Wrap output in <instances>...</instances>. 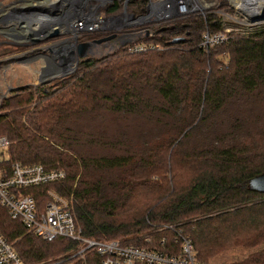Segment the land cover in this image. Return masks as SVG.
Listing matches in <instances>:
<instances>
[{"label": "trees", "instance_id": "16d2710c", "mask_svg": "<svg viewBox=\"0 0 264 264\" xmlns=\"http://www.w3.org/2000/svg\"><path fill=\"white\" fill-rule=\"evenodd\" d=\"M145 4L129 0L127 10ZM120 10L114 0L105 11ZM221 28L214 10L173 17L139 39L153 47L122 44L79 57L54 84L19 86L4 97L0 132L11 141L9 159L66 172L31 188L37 198L47 199L49 188L71 196L87 237L169 251L180 229L204 263L238 246L250 250L227 264H264V192L247 186L264 170V22L200 44L204 31ZM108 115L116 126L101 131ZM118 167L131 171L115 186L117 202L106 195L115 181L105 172ZM0 231L24 264L101 263L93 248L72 255L78 239L39 238L1 207Z\"/></svg>", "mask_w": 264, "mask_h": 264}, {"label": "built area", "instance_id": "2783aa9c", "mask_svg": "<svg viewBox=\"0 0 264 264\" xmlns=\"http://www.w3.org/2000/svg\"><path fill=\"white\" fill-rule=\"evenodd\" d=\"M23 1L25 0H10L7 7L0 9V20L7 14L5 10L18 13L17 11L28 6H31L33 11L34 6L40 7L31 0H29L30 4H24ZM113 1L46 0L47 5L40 7V11H43L40 14L48 18L50 23L48 27H57L60 31L68 28L74 31V37L102 30L104 36L92 38V42L103 43L107 37L114 38L118 30H127L122 33L127 34L125 40L122 41L119 35L117 36V39L121 40L118 47L129 44L131 51L154 46L139 39L150 36L155 25L191 13L204 15L207 11L214 10L220 16L222 28L214 32L204 31L202 35L200 44L205 47L227 41L232 31L247 33L254 26L264 22L249 18L248 12L252 10L248 6V0H242V4L238 6L232 0L235 7L245 15L232 14L234 5L231 3L229 5L231 0H226L227 7L214 6L218 4L217 0L206 6L202 5V1L205 0H146L144 9L136 5L132 10H127L129 0H117L121 10L113 14L106 13L107 5ZM138 20H141L139 27L129 31ZM76 47L77 45L74 46L75 49ZM8 144L7 136L0 135V146L7 148ZM65 177L64 169L46 168L41 162L11 161L9 157L0 159V207L5 209L11 219H17L26 232L39 238L48 241L58 237L78 239V247L72 255L78 254L83 257L87 249L93 248L102 255L100 264H207L197 258L190 236L180 229H176L175 239L170 245L172 250L169 251L130 244L122 245L118 239L100 240L82 235L80 227L76 226L74 220L71 196H64L49 188L47 199L42 201L31 190ZM161 228L174 229V224H165ZM165 238L161 237L160 241L163 242ZM0 264H24L12 242L1 231Z\"/></svg>", "mask_w": 264, "mask_h": 264}, {"label": "rangeland", "instance_id": "374dc122", "mask_svg": "<svg viewBox=\"0 0 264 264\" xmlns=\"http://www.w3.org/2000/svg\"><path fill=\"white\" fill-rule=\"evenodd\" d=\"M31 1L35 2L40 7H46L47 5L45 3L40 5V2L37 0H31ZM212 1L213 0L202 1V5H205V6L209 5L212 3ZM9 2L10 0H0V9L7 7V4ZM22 3L30 4L29 0L28 1L25 0ZM230 3L231 5H234V7H232V10H233L232 14L242 13L245 15L243 11H240L235 7V4L232 2V0L229 2V5ZM259 3H260V0H251L250 4H253V5L249 6L250 9L253 12H255V10L260 11L258 7ZM255 5L257 7H255ZM28 7L32 8L31 6H28ZM34 7H35L33 11L34 15L37 14V16L39 15L41 16L40 13H42L43 11H40V7H36V6ZM5 11L8 12L9 10H5ZM20 15L21 13H12V14L4 16L3 17L4 19H1V20H6V21L3 22L0 20V102L7 95H11V93H14V89L18 88L19 86H26V85L36 86V85L44 84L45 81H51V80L52 82H49L46 85L54 84L58 78L68 75L76 69L77 63L74 66V62L75 61L78 62L79 57L86 56V55L99 57V56L105 55L107 53L115 51V49L118 48V45L120 44L121 40L123 41L127 38V34H122V33H125L127 30H118L117 34L114 35L115 36L114 38L109 39L110 37H107L106 41L103 43L102 42H92L91 41L92 38H95V36H98V37L104 36V32L101 30V31H95V32L88 33V34L84 33L82 35L75 36L76 37L75 38L74 31L66 28L63 31H60L59 35L56 37L45 39V40L41 39V41L32 43V40L29 39L28 37L30 35L31 36L36 35V33L34 32L38 30L28 29V31L25 34L17 31L20 34H18L19 36L16 38L5 33V32H10L11 34L14 33L12 29L8 30L6 27H10L11 25H13L14 27L18 28L20 25V20H18L17 17ZM30 15L31 14L28 13V16ZM10 17L15 18V19L9 20ZM32 21H33L32 23L34 24V19H32ZM140 23H141V20L136 21V23L132 25L133 29L129 31H133L135 27L138 28ZM45 24L40 28V29H43V28L44 29L42 31H39L37 36H40L39 34L44 35L45 32H47V30H51L49 28H52V27H48V25L50 24L49 21L45 22ZM118 35L121 40L117 39ZM62 39H66V40L62 42L61 41ZM80 41H83L85 43V50L83 54L79 55L77 54L76 51H74V57L73 58L69 57L66 60L67 62L66 69L68 67L70 69L71 67H73V69L64 75L51 77L52 74H59L60 72L59 67L61 66V64H59V62L57 61V59L59 60L60 58L58 54L62 53L63 55L68 57L69 54L71 53L67 45L76 46L77 43ZM41 67L43 68L42 70H41ZM41 75H42V79L44 80H39V77ZM29 80H31V82ZM1 111L2 110L0 109V112ZM23 116H25V114ZM115 126H116L115 120H111V117L108 115L105 121L102 122V125L99 126V129L101 131H104V130H108L111 128H115ZM0 135H5V134L0 132ZM8 140H9V144L7 145V148L5 146H0V159H7L9 157V145L11 141L9 138ZM95 149H100V148H95ZM95 149L93 148L91 149V151H95ZM130 171H131L130 167L128 168L118 167V168H115L114 170L112 169L110 171H106L105 178L109 179L110 182L115 181V184L113 183V186H110L111 183H109V185L106 187V195L108 194V195L113 196L118 202L120 194L119 193L113 194V191L115 190L116 185L122 184V180L124 179V177H126L127 173H129ZM119 201H121V199ZM15 240L17 239H14L13 242ZM249 250L250 248L241 249L238 246L226 248L218 252L217 256H215V258L212 257L210 260L207 261V263L208 264H227L228 261H230L232 256L234 255L238 256L239 254L243 252H247ZM67 264H75V263L69 262Z\"/></svg>", "mask_w": 264, "mask_h": 264}, {"label": "water", "instance_id": "95a60500", "mask_svg": "<svg viewBox=\"0 0 264 264\" xmlns=\"http://www.w3.org/2000/svg\"><path fill=\"white\" fill-rule=\"evenodd\" d=\"M248 16L251 20H264V7L260 11H255V12L249 11ZM50 29L51 30H47V32H45L44 35L39 34L40 36H37L38 33H36V35H33V36L30 35L28 38L32 40V43H34V42L41 41V39L42 40L50 39V38H53V37H56L59 35L60 30L57 27H53ZM41 30H43V29H41ZM25 37H27V36H25ZM183 39H184L183 36H175L172 38V41H181ZM64 40H66V39H62L61 41L63 42ZM95 40H100V39H95ZM67 46L69 47L71 54H69L68 57H66L62 53L58 54V56L61 58L59 64H61L62 67L61 66L59 67V71H60L59 74H52L51 77L61 76V75L66 74L67 72L71 71L73 69V67H71V69L70 68L66 69L67 58H69V57L73 58L74 57V51H76L77 54L80 55V54H83V52L85 50V43L82 41L77 43L76 50L72 49V46H69V45H67ZM76 63H77V61L74 62V66L76 65ZM42 69L43 68L41 67V70ZM39 80H44V79H42V75L39 77ZM247 186L252 190H255L258 192H264V170L259 172V173L252 175L251 177H249L247 180Z\"/></svg>", "mask_w": 264, "mask_h": 264}, {"label": "bare ground", "instance_id": "6f19581e", "mask_svg": "<svg viewBox=\"0 0 264 264\" xmlns=\"http://www.w3.org/2000/svg\"><path fill=\"white\" fill-rule=\"evenodd\" d=\"M38 1L41 4H44L46 2V0H38ZM233 1H234V3L236 5H241L242 4V0H233ZM250 1L251 0H248V6L253 5V4H250ZM262 1L260 0V3L258 5L259 10H262L263 7H264V0H262ZM255 7H257V6L255 5ZM255 11H257V10H255ZM12 12L13 11H9V12H7L6 15L11 14ZM17 12L18 13H21V15L17 17V19L20 20V25H19L18 28L14 27L13 25H11L12 27L10 26L11 28L10 27H6L8 30H11L12 29L13 31H19V32L25 34L28 31V29H33V30H38V31H35L34 33H39V31H42L40 28L45 24V22L48 21V18L45 17L46 15H44V17H42L40 15L37 16V14L34 15L33 9L32 8H29V7L23 8V9L17 11ZM28 13H30L31 15L28 16ZM6 15H4V16H6ZM11 19H15V18H11L10 17L9 20H11ZM32 19H34V24L32 23L33 22ZM28 24H30V25L33 24V25L30 26ZM19 32H16V33L20 34ZM67 69H69V67Z\"/></svg>", "mask_w": 264, "mask_h": 264}, {"label": "flooded vegetation", "instance_id": "af4514ba", "mask_svg": "<svg viewBox=\"0 0 264 264\" xmlns=\"http://www.w3.org/2000/svg\"><path fill=\"white\" fill-rule=\"evenodd\" d=\"M16 32L17 31H14V33H12V34L10 32H5V33H7V34L11 35L12 37L16 38V37H18V33H16ZM72 49H74V46H72Z\"/></svg>", "mask_w": 264, "mask_h": 264}, {"label": "crops", "instance_id": "0c3cea01", "mask_svg": "<svg viewBox=\"0 0 264 264\" xmlns=\"http://www.w3.org/2000/svg\"><path fill=\"white\" fill-rule=\"evenodd\" d=\"M57 61L60 63V60L57 59ZM32 80H33V78H32ZM29 81L31 82V80H29Z\"/></svg>", "mask_w": 264, "mask_h": 264}]
</instances>
